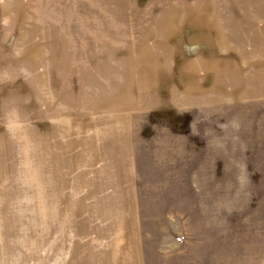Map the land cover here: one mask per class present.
Returning <instances> with one entry per match:
<instances>
[{
  "label": "rangeland",
  "instance_id": "obj_1",
  "mask_svg": "<svg viewBox=\"0 0 264 264\" xmlns=\"http://www.w3.org/2000/svg\"><path fill=\"white\" fill-rule=\"evenodd\" d=\"M219 4L264 0H0V264H264V20ZM117 118L129 203L90 162Z\"/></svg>",
  "mask_w": 264,
  "mask_h": 264
},
{
  "label": "crops",
  "instance_id": "obj_2",
  "mask_svg": "<svg viewBox=\"0 0 264 264\" xmlns=\"http://www.w3.org/2000/svg\"><path fill=\"white\" fill-rule=\"evenodd\" d=\"M234 2V1H233ZM189 10L192 19L194 22H197L199 27L200 22H207L213 20L215 23L213 25L215 27L226 26L229 22L232 26L237 25V22L245 21V22H257L259 18L262 17L264 20V14L259 15L260 12L264 13V5L263 6H253L247 5L245 7H240L237 5H228V4H219L217 8L205 9L204 7L194 6ZM252 23V24H253ZM250 25V24H248ZM195 26V25H194ZM208 26L205 25L204 27ZM203 36L206 35L205 30H202ZM264 72V70H262ZM205 74V71L202 72ZM83 130H79L80 137L76 139V144L81 146L79 152H75L74 154V162L73 164L77 165L79 169H82V160H83ZM78 140V141H77ZM97 147L94 148L93 154L94 159L90 161L93 164L99 161V168L92 169L94 172V179L97 180L98 186L105 189L106 191L102 193L105 201L110 197L109 192L117 198L123 197V202L129 203L128 198L131 200V191L132 187L131 177L129 176L130 172V157H132V142L130 139H127L126 129H125V120L124 119H106L104 124L102 125L99 137L97 139ZM96 157V161H95ZM72 164V162H67L66 166ZM67 168V178L66 183H68V169ZM57 174L55 179L58 186L62 187L61 184V168L59 167L57 172H54V175ZM66 174V172H64ZM82 182V170L80 173H76L74 176L75 190L77 187V183ZM108 189V190H107ZM130 214V213H129ZM127 219L137 220V218L132 215ZM128 229H123V233H120L125 237V235H129L131 237H135V241L137 242V238L139 235V231L135 227H132L131 224ZM137 247V245H135ZM138 249V247H137ZM131 260L129 261V263ZM142 262V258L141 261ZM141 264V263H140Z\"/></svg>",
  "mask_w": 264,
  "mask_h": 264
}]
</instances>
